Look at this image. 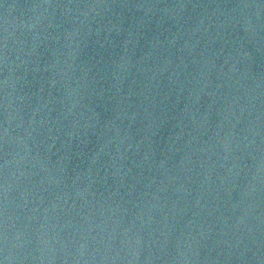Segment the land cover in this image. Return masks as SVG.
Segmentation results:
<instances>
[{
	"label": "water",
	"instance_id": "water-1",
	"mask_svg": "<svg viewBox=\"0 0 264 264\" xmlns=\"http://www.w3.org/2000/svg\"><path fill=\"white\" fill-rule=\"evenodd\" d=\"M0 264H264V0H0Z\"/></svg>",
	"mask_w": 264,
	"mask_h": 264
}]
</instances>
